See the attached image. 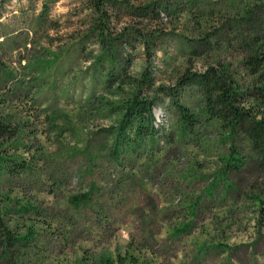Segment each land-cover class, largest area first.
Instances as JSON below:
<instances>
[{
  "label": "rangeland",
  "instance_id": "1",
  "mask_svg": "<svg viewBox=\"0 0 264 264\" xmlns=\"http://www.w3.org/2000/svg\"><path fill=\"white\" fill-rule=\"evenodd\" d=\"M262 33L264 0H0V264H264V155L179 84L225 66L261 117L242 62ZM134 94L153 123L133 150Z\"/></svg>",
  "mask_w": 264,
  "mask_h": 264
},
{
  "label": "trees",
  "instance_id": "2",
  "mask_svg": "<svg viewBox=\"0 0 264 264\" xmlns=\"http://www.w3.org/2000/svg\"><path fill=\"white\" fill-rule=\"evenodd\" d=\"M242 63L251 75H257L264 70V33L255 39L252 53ZM179 84L180 86L191 85L198 88L202 96L204 114L209 119L219 122L221 127L231 136L237 132L245 135L252 143L253 148L264 155V114L258 118L253 113L252 108L246 109L239 105L238 96L240 92L236 91L235 81L227 73V67L213 66L203 73L187 72L180 79ZM259 90L264 91V87ZM176 106L180 115L182 130L187 131L195 125L194 115L186 107L179 104ZM119 108L125 111L119 121L120 130L115 138L124 144L123 133L126 131L128 134H132L134 139L125 144L134 150L137 147V140L144 138V131L148 128V124L153 123L152 104L150 101L140 99L138 94H134L124 107ZM154 133L155 129L152 127V132L147 134L150 142H153L155 138ZM11 134L13 136L8 127L0 124V138L4 139ZM0 160L2 161L3 158ZM8 234L0 224V242L6 247L13 244L10 241V236H7ZM92 264H135V261L133 259L127 261L121 257L116 260L101 258Z\"/></svg>",
  "mask_w": 264,
  "mask_h": 264
}]
</instances>
